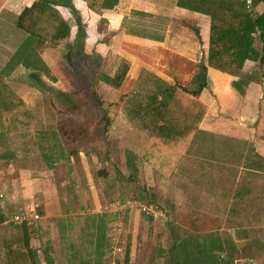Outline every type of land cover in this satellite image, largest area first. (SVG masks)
<instances>
[{"label":"rangeland","instance_id":"1","mask_svg":"<svg viewBox=\"0 0 264 264\" xmlns=\"http://www.w3.org/2000/svg\"><path fill=\"white\" fill-rule=\"evenodd\" d=\"M127 1L124 6L127 14L123 17L126 27L144 30L148 34L164 33L166 18L161 12L154 11L156 7L149 2ZM140 12L146 14L140 15ZM182 18L186 17L177 15L174 21L180 22ZM69 38L62 42L59 53L52 51L51 54L55 60H61L62 67L69 65L66 59V52L71 47L68 46ZM103 38L107 40L106 36ZM84 40L80 48L73 49V68L70 65L69 72H62L61 82L53 76L40 82L22 76L13 80L0 79V208L8 211V220L15 222L13 215L20 214L23 203L32 198L37 217L46 213L43 202L48 204L52 213H58L59 208L63 213L67 208V214L72 218V228H66L68 233L73 230L71 233L77 234L76 226L85 224L78 220L85 216L90 219L93 215L98 216L107 228L114 224V219L120 221L113 241L125 232L129 216L136 211V215L152 214L153 219L143 223L138 230L139 246L154 252L156 245L168 249L183 238L191 242L171 249L169 254L175 262L170 259L169 262L165 257L164 264H196V253L200 252L196 244L202 240L205 241L202 248L212 247L218 256L214 264H264V90L249 91L248 96L259 99L257 110H251L247 105L243 106L241 116L240 111L234 110L212 114L213 118L221 120V124L234 122L232 136L204 132L180 150L152 143L148 146L151 154L139 157L134 151L140 149L136 153L141 154L149 137L145 130L123 122L128 115L127 109H130L128 103L144 102L152 92L159 91L158 86L167 88L173 84L142 68L137 78L127 79L125 83L122 78L118 85H114L112 78L117 73L114 69L127 70L126 60L112 50L105 54L99 51L101 49L89 51L84 47ZM172 40V37L168 38V47L177 45ZM132 48L147 61L160 51L159 46L137 43H132ZM168 66V71L171 67L179 68V71L183 69V75L190 71L185 63H169ZM258 67L257 64L248 65L241 78L260 79L264 71ZM23 75L28 77V74ZM88 76L102 101L96 112L89 95ZM172 80L187 89L195 87L193 79L188 77H174ZM31 84L37 89L29 88ZM242 84L244 88L246 83ZM119 87L124 94L117 96L113 103ZM236 91L242 94L245 90ZM123 100L126 108L122 111ZM102 108L114 119L113 125L105 131L103 122L99 121ZM128 120L132 124L133 121ZM251 120H255L253 130L248 126ZM135 121H138L137 117ZM239 127L254 134L253 139L239 135ZM103 136L108 141L113 140L114 147L108 145L105 150L110 143ZM90 138H99L98 146L102 147L99 151H96L98 146L95 147L94 140H88ZM117 146L126 148V170ZM54 153L59 155L57 159ZM48 154L50 158L45 157L46 160L41 157ZM49 160L53 162L52 167H48ZM105 164H109L112 173L97 174V169ZM128 198L137 199V203L147 206L148 212L141 211L138 205L114 211V214L109 211L111 202L118 200L124 204ZM157 227L168 230L164 229L163 237L160 235L162 240L156 236L162 234L161 231L157 233ZM133 232L137 229L134 228ZM84 238V235L80 236L81 243ZM38 243L31 245L37 255V264H61L45 258ZM230 244L235 248L233 252ZM98 246L101 253L111 250L105 240H101ZM217 246L223 251L217 252ZM183 255L189 259L185 260ZM113 257L116 261H126L125 257L119 259L120 254ZM72 258H68L70 264ZM206 260L204 256L201 264H209ZM111 261L110 257H102L98 264H110ZM3 262L5 264V259Z\"/></svg>","mask_w":264,"mask_h":264},{"label":"crops","instance_id":"2","mask_svg":"<svg viewBox=\"0 0 264 264\" xmlns=\"http://www.w3.org/2000/svg\"><path fill=\"white\" fill-rule=\"evenodd\" d=\"M33 1L34 0H0V79L13 80L18 79L20 78V76H22L23 79L30 78L32 80L40 82L46 81L47 78L53 76L56 77L58 81H60V75H62V72L67 73L70 70V68L66 64H63L64 66L62 67L61 60H55L56 57L54 59L51 54L52 51L59 53L61 51V48H63L61 45L65 43V41H67L69 37L70 42L68 46H71L75 49L77 45L75 41L77 31V23L75 21L76 16L73 14L71 8L67 3L62 0H52L55 3L54 6L58 9L62 17L69 23L70 34L68 37L59 40L57 44H50L46 43L45 41H40L28 35L16 25V19L20 11L25 6H29ZM139 1L147 3L149 2L148 4L156 7L154 8V11L157 10V12H161L162 15L165 16L166 22L163 25L164 33L162 35L155 34L161 37L159 40L144 37L148 34L147 32H144V30H137L131 27H126L123 21V17L125 14H127L124 12V6L128 2L127 0H118V2L112 8H102L100 13H96L89 9L85 0H70L71 5H73L75 10L77 11V14L81 20V24L84 27L85 49L89 51L93 49H101L99 51H104V54L112 50L114 51V53L119 54L121 58L123 56L126 60H124L125 63L128 64V68L125 71L122 80V82L124 83L125 81H127V79L137 78L142 68L148 69L159 78L164 79V81H167L171 84H175V82L172 80L174 77H188L191 80L199 70V63L204 62L206 64V79L208 84L201 90L198 95V99L205 103L207 108L198 127L201 131L204 132H219L225 135L230 134L232 132L231 128L234 127V122L230 121L221 124V120L213 118L212 114L214 113L218 115L222 111L228 112L234 110L240 111L239 115L241 116L244 113L243 106L247 105L251 108V110H253V108L257 110L259 107L258 97L251 95L248 96V94L250 90H254L255 92H257L258 90H264V74L259 77L260 79H247V81L242 78L241 80L243 81V83H246L245 87L243 88V90L245 91L242 94L238 93V91H236V89H234L231 84L232 81L237 80L239 77H241L242 72L246 71V67H248V65H251L252 67L253 64H257V67L259 66L258 68L263 69V71L264 65H260L258 60L247 59L243 63L242 68L239 69L235 75L221 71L213 66L208 65L206 60V52L208 48L210 22L206 15L190 11L188 9L181 8L175 5L165 6L160 3H156V1L153 0ZM251 10L255 14H261L264 11V2L262 0H258L254 3L252 2ZM143 11L146 10L144 9ZM149 11L152 12L151 10ZM142 14L145 15L146 12H140V15ZM177 15H181V17L186 18H182L180 22H175L174 19H176ZM103 36H106L107 40L104 39ZM170 37H172L173 39L172 42L174 41L177 44L176 46L168 47V45H166V42ZM256 39L259 44L255 42L254 46L259 51L261 43L257 35ZM132 43L154 45L155 47L159 46L160 51H157L154 58L147 61L146 59L139 57V55L135 53L133 48L131 49ZM102 52L100 53L103 54ZM169 63H185L187 66H189L190 71H187L186 75H183L184 70L181 69V71H179V68L177 69L171 67L168 71ZM118 69L119 67H115L114 70H116L117 73H121V70ZM23 74H28V77H24ZM32 85L33 84L29 86H23H28L29 88L36 90L37 88ZM182 86L184 85L182 84ZM120 87L117 88L114 98L111 102L114 103L117 96H119L120 94H124V90H121ZM193 88L194 87L189 89ZM121 106H123V111L124 106H126L124 100ZM105 111L107 112L106 109ZM113 120V117H110L109 126L113 125ZM93 121L97 124L96 119H94ZM254 121L255 120H251L248 122L250 124L248 126L252 128V130L254 128V126L252 125ZM123 122L128 123L130 126L135 125L134 122H132L131 124L126 117ZM109 126L107 127V129L109 128ZM243 127H239L240 130H237V133L239 135L243 134L249 139H253L254 134H250L249 130ZM226 129L229 130L227 131ZM240 137L243 138L244 136ZM95 138L88 139L91 140L90 142L94 140L93 142L95 143V147L100 144L99 138L102 140L103 138L106 139V137L104 136L103 138ZM112 141L113 140L108 141L106 139V142L110 144H107L105 146V150L108 149V145L114 147V143H112ZM148 141V144H146L147 146L142 149L143 152L141 154H138L136 152L141 150L137 149L136 151H134L135 154L139 155V157H142V154L143 156L147 157L150 153V149L148 146L152 144L151 138H149ZM192 141H194V139L191 140L190 143H192ZM99 147L102 148L101 146H98L96 148V151H99ZM118 148L121 150L120 158L122 157L123 159L121 164L123 166V169L126 170L127 167L124 154L126 148L123 149V147L121 146ZM47 150L48 149H46V151ZM53 155H56V159L57 156H59L57 155V153H54ZM41 157L50 158V155H43ZM52 165L53 162L49 165V167H52ZM46 168L48 167L46 166ZM102 168L107 169V174L112 173L109 164L103 165ZM102 168L97 169V174L98 170H101ZM103 175H106V172ZM132 199L137 200L135 198ZM117 201L118 200H114L109 205V211H112L111 213L113 214L114 205L118 203ZM31 203L32 198L25 201L23 203V206L21 207L23 208V210L20 211V214L25 215L27 217L26 220L35 219L30 217L36 214L33 204ZM43 203L46 213L35 219L37 224L39 225V233L36 237L30 239L29 244L31 247L33 243L38 241V246L42 249L43 256H45V258H48V260L52 259L53 263L59 262L61 264H70V262L68 261H70L71 259L68 260V258H72V255L74 256L72 258L73 261L71 264H98L99 260L102 257H110L112 260L110 264H164L163 260H165V257L169 262H171L170 260L174 261V258H169V252L174 248L169 247L167 249L160 244L156 245L154 248V252H152L146 247L139 246L137 242L138 238L136 235L138 233V230L142 227L143 223L151 222L153 220L151 218V215H136L134 214L136 211H134L133 215L129 216L130 218L128 224L125 226V232L117 237V240L114 236L115 238L112 241L113 235H116L118 233L116 226H120V221H115L114 219V224L111 227L107 228V226L102 224L103 222L100 220V218H98V216L93 215L91 219L85 216V218H80L78 220L80 221V223H85L80 227L76 226L79 234L71 233L73 230L68 233V229L66 230V228L71 227L70 222L72 221V218L67 214V208L63 213H61L62 211H60V208L58 209V213H52V210L47 207L48 204H46V202ZM86 223H89V225ZM134 228L137 229V232L135 233L133 232ZM164 229L165 231L167 230L166 228L157 227V233H160V231L162 232V234H156V236L160 237L159 240L161 239V236L163 237L164 235ZM82 235H84L85 238L83 240L81 239V243L80 236ZM86 240L88 241L87 245ZM101 240H105V245L109 244L111 250H108L106 253H101V251L99 252L98 245ZM122 240L125 241L127 248H124L122 246ZM156 240H158V238ZM107 241L108 243L106 244ZM116 241H119V243ZM41 244L43 245L41 246ZM36 247H34V249H36ZM36 250L39 251V249ZM2 254L3 251L2 247L0 246V264H4V254ZM119 254L121 257H119ZM116 255H118L119 259L125 257L126 261L122 262L119 260H114L115 258L113 256ZM79 256H82V259ZM45 264H50V262Z\"/></svg>","mask_w":264,"mask_h":264},{"label":"trees","instance_id":"3","mask_svg":"<svg viewBox=\"0 0 264 264\" xmlns=\"http://www.w3.org/2000/svg\"><path fill=\"white\" fill-rule=\"evenodd\" d=\"M62 1L69 5L76 16L75 41L76 46L80 48L85 35L84 27L70 0ZM153 1L165 6L175 5L208 17L210 22L206 52L208 65L233 75L242 68L247 59L258 60L260 65H264V11L261 14H255L246 0ZM256 1L258 0H252L253 3ZM262 1L264 2V0ZM85 2L89 9L100 13L102 8H112L118 0H85ZM54 5L52 0H34L20 11L16 19L17 27L40 41L57 44L59 40L69 36L70 25ZM256 35L261 43L259 51L254 46ZM144 37L155 40L161 38L155 34H147ZM73 49V47H69L66 52L68 67L70 65L72 67L74 64L71 58ZM125 71L126 68L122 69L121 73H117L112 78L114 85L119 84ZM241 79L239 77L232 81V86L237 90H243ZM193 81L195 84L193 89H187L176 83L167 88L158 86L159 91L152 92L144 102L138 101L136 105L128 103L130 109H127V118L133 121L140 130H145L153 144H161L173 150L184 149L191 140L204 133L198 127L207 108L206 104L198 99L199 93L208 84L204 62L199 63V70L194 75ZM87 85L90 88L89 95L94 105L93 111L96 112V109L102 105V101L92 88L90 76H88ZM136 117L138 121H135ZM99 121H103L104 130L110 124V116L104 108H102ZM50 161L49 165L52 163ZM105 172L107 173L106 168L98 170V174L103 175ZM7 213L8 211L0 208V240L5 264H37L36 252L29 243L30 239L38 235L39 225L35 219L11 222L8 220ZM187 239L175 241L171 248L188 245L191 242ZM204 243L205 241L202 240L196 244L200 247V252L196 253L195 263L201 264L203 257L206 256V261H209V264H214L213 262L218 261V256L214 254L212 247L202 248ZM121 244L127 248L125 241L122 240ZM229 246L230 251L233 252L235 250L233 244ZM217 248V252L223 251L222 247L217 246ZM183 256L185 260L189 259L187 255ZM170 258L173 256L171 255Z\"/></svg>","mask_w":264,"mask_h":264},{"label":"built area","instance_id":"4","mask_svg":"<svg viewBox=\"0 0 264 264\" xmlns=\"http://www.w3.org/2000/svg\"><path fill=\"white\" fill-rule=\"evenodd\" d=\"M246 2H247L248 5H250V6L252 5V0H246ZM136 205L139 206V209L141 211L148 212L147 206L143 205L142 203H137L136 200H133V199L127 200L126 203H124V204H121L120 202H118L117 204L114 205V211L119 212V211H122L123 209L128 210V208L134 207ZM150 215H152V214H150ZM30 217L36 219L37 215L34 214V215L30 216ZM26 218L27 217L25 215L14 214L12 220L15 221V222H19L21 220H26Z\"/></svg>","mask_w":264,"mask_h":264}]
</instances>
